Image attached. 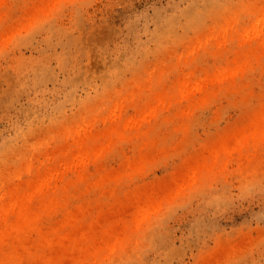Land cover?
Listing matches in <instances>:
<instances>
[{
	"label": "rangeland",
	"instance_id": "1",
	"mask_svg": "<svg viewBox=\"0 0 264 264\" xmlns=\"http://www.w3.org/2000/svg\"><path fill=\"white\" fill-rule=\"evenodd\" d=\"M0 264H264V0H0Z\"/></svg>",
	"mask_w": 264,
	"mask_h": 264
}]
</instances>
